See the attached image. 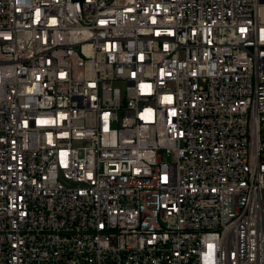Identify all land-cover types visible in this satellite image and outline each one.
Listing matches in <instances>:
<instances>
[{"label": "built area", "instance_id": "obj_1", "mask_svg": "<svg viewBox=\"0 0 264 264\" xmlns=\"http://www.w3.org/2000/svg\"><path fill=\"white\" fill-rule=\"evenodd\" d=\"M0 264H264V0H0Z\"/></svg>", "mask_w": 264, "mask_h": 264}, {"label": "rangeland", "instance_id": "obj_2", "mask_svg": "<svg viewBox=\"0 0 264 264\" xmlns=\"http://www.w3.org/2000/svg\"><path fill=\"white\" fill-rule=\"evenodd\" d=\"M119 87L124 88L123 84H118Z\"/></svg>", "mask_w": 264, "mask_h": 264}]
</instances>
